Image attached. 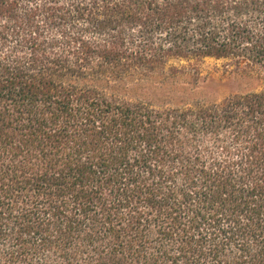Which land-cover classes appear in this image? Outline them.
Wrapping results in <instances>:
<instances>
[{"label":"trees","instance_id":"1","mask_svg":"<svg viewBox=\"0 0 264 264\" xmlns=\"http://www.w3.org/2000/svg\"><path fill=\"white\" fill-rule=\"evenodd\" d=\"M0 264H264V0H0Z\"/></svg>","mask_w":264,"mask_h":264},{"label":"rangeland","instance_id":"2","mask_svg":"<svg viewBox=\"0 0 264 264\" xmlns=\"http://www.w3.org/2000/svg\"><path fill=\"white\" fill-rule=\"evenodd\" d=\"M200 80H186L184 76L158 85L146 83L142 88L130 87L129 97L142 99L156 105H178L180 102H191L198 99L215 101L222 99L235 90H246L245 86L237 87L225 73V62L206 60L199 65ZM196 82V81H195Z\"/></svg>","mask_w":264,"mask_h":264}]
</instances>
